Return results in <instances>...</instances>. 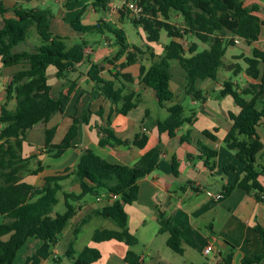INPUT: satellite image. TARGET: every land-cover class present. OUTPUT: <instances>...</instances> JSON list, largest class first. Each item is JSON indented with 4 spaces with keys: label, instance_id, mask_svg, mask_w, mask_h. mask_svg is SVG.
<instances>
[{
    "label": "trees",
    "instance_id": "trees-1",
    "mask_svg": "<svg viewBox=\"0 0 264 264\" xmlns=\"http://www.w3.org/2000/svg\"><path fill=\"white\" fill-rule=\"evenodd\" d=\"M74 1L77 0H66V3ZM89 1L96 11L108 10L107 0ZM137 3L142 11L140 17L135 18L131 15L129 18L134 26H141L147 41L157 42L162 31L169 37L168 43L163 47V56L148 67L143 64L140 66V83L155 92L160 106L174 97L169 88L170 61H177L183 68L185 72L183 88L186 93L197 101H204L206 96L202 90L197 89V83L205 79H217L218 70L224 67L222 57L227 47L235 44L234 37L251 44L258 39L261 28L264 27V12L262 17L257 14L259 5L255 3L245 5L244 0H138ZM7 11L0 1V61L5 67H19L12 73L10 82L5 86L6 103L13 98L15 107L8 109L4 103L0 109V177H4V181L0 182V215L3 217L0 223V264H13L17 251L29 237L39 238L42 244L28 261L38 264L40 260L49 258L58 235L75 214L72 202L80 200L86 194L97 196L103 192L105 195L113 193L118 196L112 203L105 204L93 212L95 215L109 217L118 229H95L91 236L92 241L115 239L128 247L135 245L137 239L128 230L124 204L132 203L136 199L138 179L157 168L161 153L159 145L145 151L132 165L109 162L91 149H87L81 152L72 172L46 176L40 187L21 181V177L17 175L19 171H27V160L20 156L21 143L26 131L39 122H46L64 107L60 97L50 94L46 77L47 67H55L56 77L64 76L65 71L72 69L76 63L84 59L86 43L80 41L68 47L65 37L52 34L49 29L51 12L47 8L17 5L12 9L10 17L5 16ZM171 11L181 15L180 26L169 21ZM71 26L79 33L107 31L113 35L119 48L107 61L113 64L124 56L119 69L111 74L112 79H105L100 75L101 66L98 63H91L87 75L93 82L95 91L107 99L117 113L126 114L135 108L138 97L136 92L126 90L124 86H117L116 80L119 76L131 78L130 74L122 73L121 70L130 64L141 62V50L128 44L123 29L111 26L105 20L82 24L78 15L72 20ZM31 28L35 29L40 44L30 50L15 51V46L26 41ZM184 35L192 36L208 47L199 49L196 42H191L185 49L179 41ZM237 57H241L245 62V74L253 79L260 78V82L236 88L231 80H226L218 93L219 98L230 95L240 109L237 114L229 113L232 125L223 142L228 149L235 151L244 169L243 175L224 189V195L234 188H240L246 192H253L258 200L264 202V187L258 179L262 171L257 170L255 164L256 156L262 150L256 127L264 116V107L257 109L255 103L258 96L264 93V52L254 48L251 55ZM227 67L232 68L231 65ZM239 69L237 66L233 70V75H236ZM247 96L250 98H246ZM166 110L167 117L157 121L159 133L165 132L169 137H173L178 127L192 121V114L187 116L184 106L179 102L167 106ZM98 115L101 116V111ZM87 120L86 116L82 118L83 122ZM77 122L78 120L74 118L59 144L51 143L54 130H45L44 147L48 153L53 157L62 154L76 134ZM106 123L107 127L101 130L99 145L133 144L144 148L147 142L145 134H136L131 141L121 140L108 128L109 117L106 118ZM203 134L216 139L208 130H204ZM181 140L188 141L187 136L181 137ZM199 148L205 157L204 163L211 168L209 159L214 158L217 152L204 146ZM171 165L172 173L177 175L178 164L174 156ZM233 168L228 164L224 170ZM40 170L41 167L38 166L28 171L35 174ZM67 175H74L78 179L80 192L78 194L64 192L65 209L61 213L54 212V206L58 202L57 194L61 190L60 182ZM87 219H82L75 227L74 237ZM159 222L161 225L168 223L162 215ZM255 230L264 241V229L256 225ZM4 236L7 238L2 239ZM74 237L68 242L63 257L69 264H96L100 258L99 250L85 246L76 254L73 246ZM167 245L177 253L182 252L177 228L170 230ZM232 257L233 252L230 250L222 256L220 264H232ZM262 257V255L254 258L245 257L242 264L257 263ZM53 261L55 264H63L62 257H53ZM124 261L127 264H141L140 257L131 249L126 251Z\"/></svg>",
    "mask_w": 264,
    "mask_h": 264
},
{
    "label": "crops",
    "instance_id": "crops-1",
    "mask_svg": "<svg viewBox=\"0 0 264 264\" xmlns=\"http://www.w3.org/2000/svg\"><path fill=\"white\" fill-rule=\"evenodd\" d=\"M0 1L8 10L5 13L6 17L12 16V9L17 5L29 8L46 6L51 12L49 29L52 34L65 38L71 37L72 40L68 41V47L80 41L86 43L84 59L76 63L72 69L65 71L64 76L56 77L54 66H48L46 69L50 94L60 97L64 107L46 122H39L26 131L21 143L20 156L27 160V171L17 173L21 181L40 187L46 176L63 172L70 173L75 168L81 152L87 149H91L109 162L132 165L145 151L156 145L160 147L161 153L157 168L138 179L136 199L132 203L124 204L127 227L129 232L136 237V244L128 247L125 243L115 239L101 242H94L91 239L86 246L99 250L100 258L96 264H127L124 256L128 249L133 250L140 257L141 264H220L222 256L230 250L233 252L232 264H242L243 258H254L258 255L263 257L254 264H264V241L255 230L256 225L264 229V202L258 200L253 192H246L240 188L232 189L221 200H213L203 190L224 194V189L232 185L244 173L243 164L237 158L235 151L228 149L223 142L225 134L232 125L229 113L237 114L240 109L230 95L219 98L218 93L223 88L222 83L226 80H231L236 88H244L250 83L260 82V78L253 79L245 74V62L237 56H249L254 48L264 52V27L261 28L258 39L251 44L234 37L237 41L234 45L227 47L222 57L224 67L218 70L217 79H205L197 83V89L202 90L206 96L204 101H197L186 93L183 88L185 72L177 61L176 65H174V60L170 61L169 88L174 97L160 106L155 92L140 83V66L143 64L148 67L152 62L157 61L154 60V55L162 57L163 47L169 41V39L161 41L162 33L157 42H148L144 30L138 25L135 29L140 38V44H134L125 32L124 26L127 21L124 20L122 12L96 11L89 0H77L70 3H66V0ZM253 3L259 5L257 14L262 17L264 0L244 1L245 5ZM78 15H80L82 24H93L102 19L111 26L123 29L128 44L138 47L142 52L141 62H136L139 64L138 67H134L135 63H133L121 70L122 73L130 74L132 81H130L131 78L121 76L116 80L117 86H124L126 90H133L138 95L136 107L126 114L117 113L114 106L95 91L94 84L87 75L91 63H98L102 68L100 75L105 79H112L111 74L119 69L124 56L113 64L107 61L116 54L119 48L114 38L109 37L107 31L97 33L98 36H91L88 39L85 38L87 33L71 32L67 25ZM130 16V14L127 16L128 20ZM180 22L182 23V20ZM165 36L169 38L166 33ZM187 37L192 39L191 42H196L199 49L208 47L207 44L197 41L192 36ZM184 40L185 37L179 41L183 44ZM143 45L151 49L150 58L146 57ZM33 46L35 45H31V48ZM14 50L22 49H18L17 45ZM229 65L232 68L227 67ZM237 66L240 69L236 75H233V70ZM261 67L262 65L260 69ZM16 69L5 67L0 61V109L6 103L5 86L10 82L11 75ZM137 70H139L138 75H136ZM171 84H174L177 91L174 92V88L171 89ZM184 95L189 97V106L185 114L187 116L192 114L191 123L178 127L173 137H169L165 132L159 133L157 121L167 117L166 107L175 102L180 103V98H184ZM246 98L249 99L250 96ZM6 107L13 109L15 100L12 98L7 101ZM255 107L257 109L264 107V93L258 96ZM99 111H101V116L98 115ZM85 116L88 119L87 122L82 121ZM108 117L110 120L108 128L112 130L115 137L121 140L131 141L136 134H145L147 142L144 148L133 144L99 145L101 130L107 127L106 118ZM74 118L78 120L75 136L59 157H53L44 147L45 130L53 129L51 143L59 144ZM204 130L210 131L216 139L204 135ZM256 130L262 143V150L257 154L255 164L257 170L262 171L258 179L264 187V116L260 119ZM184 136H187L188 141L181 140ZM200 146L217 152L214 158L209 159L211 168L204 163L205 157L199 150ZM173 156L178 164L177 175L172 173L171 159ZM228 164L234 168L225 171L224 167ZM38 166L41 167L38 173L32 174L28 171ZM3 181L4 177H0V182ZM60 184L62 193L78 194L80 192L79 181L74 175H67ZM103 194V192L100 193V195ZM85 196L72 202L75 214L69 221L74 224L84 218H88L87 222L103 219L108 224L100 228L118 229L109 217L93 214L101 209L106 201L104 199L97 201L96 196L93 200H89ZM160 215L168 221L167 224H160ZM2 220L3 217L0 215V223ZM87 222L75 235L73 246L78 240L79 232ZM172 228L179 230L181 253L173 251L167 245ZM6 238L7 236L2 237V239ZM57 242L51 248L52 255L40 260L38 264H48L50 260L54 262L53 257H63L66 248L58 250ZM209 243L212 244L213 250L204 254V247ZM41 244L42 240L39 238L29 237L17 251L13 264H32L28 258ZM23 249H26L28 253L24 255L21 252ZM75 252L77 254L76 249ZM66 264H69L68 260Z\"/></svg>",
    "mask_w": 264,
    "mask_h": 264
},
{
    "label": "rangeland",
    "instance_id": "rangeland-1",
    "mask_svg": "<svg viewBox=\"0 0 264 264\" xmlns=\"http://www.w3.org/2000/svg\"><path fill=\"white\" fill-rule=\"evenodd\" d=\"M138 2V0H136ZM246 1V0H244ZM49 5H51V3H48ZM39 8H46V6H39ZM122 14H123V18L126 22L124 29L125 32L127 33L130 41H132L134 44L139 45L140 44V38L137 34V31L135 29L136 26H134L131 23V19L128 20L127 16L129 15V13H127V10H121ZM179 13L175 12V11H171L170 12V18L169 21L172 24H175L177 26H180L182 23L180 22V20H182L181 16H178ZM77 17V16H76ZM76 17H74L72 20H74ZM131 17V16H130ZM133 17V16H132ZM71 20V22H72ZM71 22L70 24L67 25V27L69 28V30H71V32H74L75 34H77V31H75V29L71 26ZM163 37H161V41H165L168 40L169 38H167L165 36V32H161ZM70 35V34H68ZM85 38L88 39L91 36H98L97 33H87L85 34ZM109 37L113 38V35L111 33H108ZM185 40L183 41V45L184 48L186 49L188 47V45L191 43L190 38L187 37V35H184ZM71 37H67L65 38V43L66 45L68 44V41L71 42ZM185 43V44H184ZM40 44V39L37 37V33L35 31L34 28H31L29 30L28 33V38L26 39L25 42H22L18 45V49H24V50H30L31 49V45H39ZM144 50L146 52V57L150 58V51L151 49L148 48L147 46H144ZM163 54V52H162ZM163 56V55H162ZM159 56L154 55V60H159ZM142 60V59H141ZM176 61L174 60V65H176ZM19 66H11V68H18ZM174 88V92L177 91L175 90V86L174 84H171V89L173 90ZM180 103L184 106L185 110H186V114H187V108L189 106V97L184 95V98H180ZM86 199L89 200H93L94 199V195L93 194H87ZM57 198H58V202L57 204L54 206V212H58L61 213L64 211V204H63V193L60 191L57 194ZM106 224H108L107 221L100 219L99 221H88L87 224L84 226V228L81 230V232H79V236H78V240L76 241L74 248L76 249L77 253L79 251V249H81L82 247L86 246L90 240H91V234L95 229H98L102 226H105ZM78 223H72V221H69V223L66 224L64 230L62 231V233L60 235H58V242H57V249H64L67 247L68 242L73 239L74 235H73V230L75 229V227H77ZM107 227V226H106ZM25 254L28 253V251L26 249H23V251H21ZM63 259V264H66L67 259L65 257H62ZM48 264H55L54 262H52L51 260L49 261Z\"/></svg>",
    "mask_w": 264,
    "mask_h": 264
},
{
    "label": "built area",
    "instance_id": "built-area-1",
    "mask_svg": "<svg viewBox=\"0 0 264 264\" xmlns=\"http://www.w3.org/2000/svg\"><path fill=\"white\" fill-rule=\"evenodd\" d=\"M107 7L108 10L112 13L118 12L119 10H129L130 15L134 16L135 18L140 17L141 15V7L138 5V3L134 0H107ZM237 39H234V42H236ZM201 189H203L202 186H200ZM206 193V195L210 198H212L213 200H221L224 196L223 192H219V193H212L211 191L207 190V189H203ZM118 198V196L116 194L113 193H108L107 195L103 194V195H97L96 196V200L97 201H102V199H104L106 202L105 204H110L112 203L114 200H116ZM213 250V246L212 244H207L204 247L203 253L204 254H208Z\"/></svg>",
    "mask_w": 264,
    "mask_h": 264
},
{
    "label": "water",
    "instance_id": "water-1",
    "mask_svg": "<svg viewBox=\"0 0 264 264\" xmlns=\"http://www.w3.org/2000/svg\"><path fill=\"white\" fill-rule=\"evenodd\" d=\"M138 65H139L138 63L133 64L134 67H138ZM138 74H139V70H137V74L136 75H138ZM15 148H17V146H15Z\"/></svg>",
    "mask_w": 264,
    "mask_h": 264
}]
</instances>
